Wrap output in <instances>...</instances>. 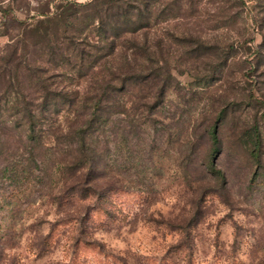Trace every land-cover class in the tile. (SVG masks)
<instances>
[{"label": "trees", "instance_id": "16d2710c", "mask_svg": "<svg viewBox=\"0 0 264 264\" xmlns=\"http://www.w3.org/2000/svg\"><path fill=\"white\" fill-rule=\"evenodd\" d=\"M261 20L264 0H0V37L7 40L0 48V144L23 130L30 168L45 166L50 184L57 175L63 198L100 202L123 189L113 181L119 155L164 124L160 110L170 92L181 97L177 76L189 77L201 97L210 94L236 59L243 64L237 53L250 50ZM222 101L197 124L199 143L188 153L221 185L214 156L237 98ZM231 139L261 160L256 121L237 119ZM3 165L0 175L15 173L9 158Z\"/></svg>", "mask_w": 264, "mask_h": 264}, {"label": "rangeland", "instance_id": "374dc122", "mask_svg": "<svg viewBox=\"0 0 264 264\" xmlns=\"http://www.w3.org/2000/svg\"><path fill=\"white\" fill-rule=\"evenodd\" d=\"M263 34L252 28L250 50L237 53L243 64L236 59L210 94L201 97L189 77L177 76L181 97L170 92L160 110L164 124L119 155L113 181L123 189L100 202L63 198L57 175L50 184L45 166L29 167L23 130L12 133L0 144V169L9 158L15 171L0 175V264H264ZM6 41L0 37V48ZM256 50L259 57L249 59ZM234 95L223 148L214 156L221 185L205 175L202 158L188 153L199 143L202 117ZM172 116L178 125L166 120ZM244 118L260 127L259 162L231 139L235 121Z\"/></svg>", "mask_w": 264, "mask_h": 264}]
</instances>
